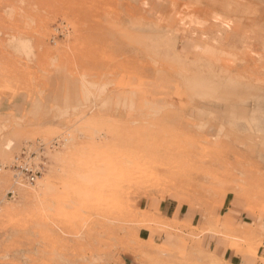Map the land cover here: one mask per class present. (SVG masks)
<instances>
[{
  "label": "rangeland",
  "instance_id": "rangeland-1",
  "mask_svg": "<svg viewBox=\"0 0 264 264\" xmlns=\"http://www.w3.org/2000/svg\"><path fill=\"white\" fill-rule=\"evenodd\" d=\"M17 97L58 107L33 120L0 115V165L26 143L59 147L14 201L0 174V264H226L218 238L257 253L262 187L237 199L199 176L193 191L163 192L140 186L135 168L192 148L200 165L219 156L225 190L246 189L239 160L264 182V0H0V103ZM166 198L209 214V230L175 233L151 215L152 225L143 206ZM224 201L240 203L239 229L256 227L252 211L255 236L220 225ZM143 230L158 239H140Z\"/></svg>",
  "mask_w": 264,
  "mask_h": 264
},
{
  "label": "bare ground",
  "instance_id": "bare-ground-1",
  "mask_svg": "<svg viewBox=\"0 0 264 264\" xmlns=\"http://www.w3.org/2000/svg\"><path fill=\"white\" fill-rule=\"evenodd\" d=\"M215 50H216V48H215ZM201 150L203 151V149H201ZM208 153L209 152H207L206 155L205 154L204 155L207 156ZM162 154L163 155L160 154L159 157H158V153H157V155L155 154L158 157V159H157V157H155L154 159L153 158L152 159H147L146 162H144V164L139 165V166L136 165L135 170H136V174H138V178L137 177L136 178L139 180L138 184L140 186H142L143 188H149V189L159 190V191H163V192H165V191H174V192L183 193L186 187H189V188L191 187L192 188L191 191H193L194 190L193 188L195 186V180H196V178L199 177V176H201L202 180H205V181L210 180L211 183L215 182V183L220 184L219 185L220 190L219 191H216V193H218V194H220V193H224L225 194L228 191L230 193H233V195H234L235 198L239 199V198H245V191L246 190L247 191H250V190L252 191L254 188L260 189L262 187V192H263L262 195H264V186H261V185H264V182L262 184H258V180H260V178H262V177L258 178L254 174L252 175L249 172V168H247V169L242 168V162H240V160L239 161H236V163H235L237 165V167L240 168V170H239L240 172L238 174L241 173L239 175V177L240 176L241 177L238 180L243 182L244 187L246 189H242L243 187H240V188L238 187L239 188V191H237L234 188L231 189V190H225L224 188H221V186L223 187V185H222L223 183H227V178L229 177V175L226 172L218 173L217 172L218 171L217 168H216V170L212 169V166H214L216 164H220L219 163L220 160L218 159V157H219L218 155L215 158H213V159H211L210 157H208L207 158V162H209L210 165L207 164L208 165L207 166V165H200L199 161H201V160L199 158H196V156L197 155H200L201 153L199 154V153L195 152L192 148H183V149L180 148V149H177L176 151H174V150L173 151H171V150L170 151L169 150H164V151H162ZM161 158H163V160H161ZM205 159H203V161ZM165 160H168V161H165ZM203 163H205V162H203ZM227 175H228V177H227ZM203 185H198V186L201 189H208V186L209 185L208 186L207 185H204L203 186ZM210 190H212V189H210ZM204 195H206V194L204 193ZM249 200H251V199H249ZM188 209L191 211V213L193 212V209L192 208H188ZM198 212H200V211L198 210ZM247 212H248L247 215L250 218L256 219L251 210H247ZM145 217H147V219L148 218H151L148 221L152 222V225L153 224H156L154 218L152 219L151 214H149L148 212H147V215ZM160 222L165 223L162 220ZM218 222H219V220H218ZM231 222H233V221H231ZM144 223H145V221H144ZM211 223H212L211 216L209 214H206L203 217V219L201 220L200 225L196 228V232L198 234H201V233H203L205 231H208L209 228H210V226H211ZM165 224L166 225H164V226L168 229V231H172V232H175V233L180 232L181 229H182V227H188L190 225L188 222L187 223H181V222L178 223V222H174V221L168 222V223H165ZM220 225H222L223 227H227L228 229H231L233 231V233H234L233 235H234L235 238H237L239 240H245V241H248L253 236H255L256 235V232L258 230V225H256V227L254 229H252L250 227H247V226L246 227L242 226V229H239L237 227L232 226V224L230 223V221L229 222H225L224 224H221L220 223ZM97 226H98L97 223H95V224L93 223L92 225H89L85 229L84 232H85V234H87V237L89 239H94V238H92V236L95 233H97L96 232L97 230H95V228ZM218 240L221 242V244H223V242L221 241V239L218 238ZM198 242H199V240H198ZM235 245L229 244V246L231 247V249H233L237 253H244L241 250V248L239 249Z\"/></svg>",
  "mask_w": 264,
  "mask_h": 264
},
{
  "label": "crops",
  "instance_id": "crops-1",
  "mask_svg": "<svg viewBox=\"0 0 264 264\" xmlns=\"http://www.w3.org/2000/svg\"><path fill=\"white\" fill-rule=\"evenodd\" d=\"M58 103H53L52 98L51 102L45 103V100L43 99H36L34 101L28 102L25 98H13L11 100L9 99H3L0 103V115H7L9 117H13L16 119H21L23 117L31 119H38L43 116L50 115L51 109L53 107H58ZM46 108L47 111L43 112V109ZM226 202L223 203V209L225 207ZM240 203L233 201L230 202V204L225 208L227 209L223 213L222 220L219 222L221 224H224L225 222H229L232 224L238 221V208ZM143 210L150 213L154 218L157 220H162L165 223L168 222H178V223H189L190 227H198L201 223V220H199V213L194 211L191 213V211L187 208L185 204H181L177 202L174 199L166 198L164 200L158 201V202H148L145 206H143ZM158 216V217H157ZM248 218L256 223L257 225L260 223V221L257 222V219H252L248 216ZM167 220V221H166ZM233 221V222H231ZM249 225V224H248ZM247 225V226H248ZM235 227V226H234ZM246 227V226H245ZM158 234H151L148 230H143L140 233V239L144 241H148L150 239L157 240ZM168 234H160L159 236L162 238H166V243H169V240L171 237L167 236ZM210 238L209 236L205 237V240L208 242ZM213 241H209V246H213ZM216 244L219 245L218 249L221 253L222 260L227 264H264V235L263 240L261 243V246L258 248L257 253L256 250L252 253V258L250 259L245 253H237L234 250H231L224 246V248H221V244L216 240ZM232 252H231V251ZM256 258V260H254ZM251 260V261H250ZM253 261V262H252ZM133 259L130 257H125L120 261L118 264H132Z\"/></svg>",
  "mask_w": 264,
  "mask_h": 264
},
{
  "label": "built area",
  "instance_id": "built-area-1",
  "mask_svg": "<svg viewBox=\"0 0 264 264\" xmlns=\"http://www.w3.org/2000/svg\"><path fill=\"white\" fill-rule=\"evenodd\" d=\"M58 147V139L46 143L41 140L26 143L11 162L3 166L0 165V174L6 172L11 178V185L5 193V199L14 201L17 199L18 188L27 185L34 186L43 175L48 154L53 153Z\"/></svg>",
  "mask_w": 264,
  "mask_h": 264
}]
</instances>
